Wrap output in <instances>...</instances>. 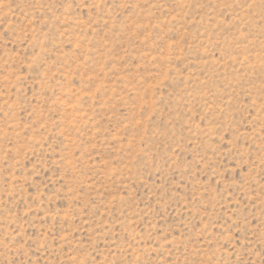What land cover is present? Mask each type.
<instances>
[{"label":"rangeland","instance_id":"374dc122","mask_svg":"<svg viewBox=\"0 0 264 264\" xmlns=\"http://www.w3.org/2000/svg\"><path fill=\"white\" fill-rule=\"evenodd\" d=\"M0 264H264V0H0Z\"/></svg>","mask_w":264,"mask_h":264}]
</instances>
